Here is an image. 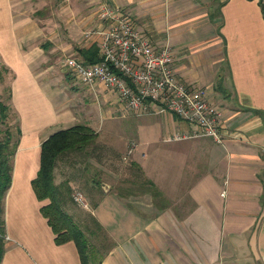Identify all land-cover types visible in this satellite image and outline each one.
Returning <instances> with one entry per match:
<instances>
[{"label":"crops","instance_id":"crops-1","mask_svg":"<svg viewBox=\"0 0 264 264\" xmlns=\"http://www.w3.org/2000/svg\"><path fill=\"white\" fill-rule=\"evenodd\" d=\"M103 3L172 48L178 78L203 87L222 111L221 142L174 139L193 125L170 113L124 114L109 87L91 90L66 76L63 56L83 59L82 50L98 49L93 32L103 27ZM0 103L16 141L0 213L8 236L0 264H81L73 241L54 243L40 212L49 199L38 200L31 186L42 141L76 124L93 130V142L59 154L53 180L85 189L86 212L111 243L98 264H264V0H0ZM96 139L112 141L107 161L117 165L130 150L141 179H113L118 171L91 154ZM78 152L85 158H72ZM156 156L168 158V171L174 167L172 182L164 175L169 186H183L181 213L143 208L155 199L146 180L163 190ZM107 169L110 182L98 186L97 172ZM62 206L76 223L73 205ZM92 226L85 224L87 232Z\"/></svg>","mask_w":264,"mask_h":264},{"label":"built area","instance_id":"built-area-1","mask_svg":"<svg viewBox=\"0 0 264 264\" xmlns=\"http://www.w3.org/2000/svg\"><path fill=\"white\" fill-rule=\"evenodd\" d=\"M97 16L103 25L93 32L98 35L100 59L88 62L67 56L64 67L73 79L91 90L96 83L109 87L124 114L170 113L193 125L189 132L175 133L174 139L210 137L221 142L222 111L203 87L190 86L178 78L171 66L175 58L172 48L156 45L119 7L103 3ZM221 195H226L225 189ZM72 198L85 205L79 190H74ZM0 238L3 242L8 239L1 218Z\"/></svg>","mask_w":264,"mask_h":264},{"label":"trees","instance_id":"trees-1","mask_svg":"<svg viewBox=\"0 0 264 264\" xmlns=\"http://www.w3.org/2000/svg\"><path fill=\"white\" fill-rule=\"evenodd\" d=\"M83 59L88 62H96L100 59L98 49L95 44L81 51ZM8 108L0 103V118L7 117ZM19 134V130H17ZM95 133L83 124H76L71 127L55 131L41 143L40 167L37 175L31 180L32 189L38 200L49 199V203L40 207V212L47 219L54 234V243L59 245L67 241H73L81 264H98L104 253L100 254V259L92 256L97 253L95 246L90 243L88 235L77 225L71 216L63 209V199L65 192L70 194L69 187H62L54 183L53 168L59 154L74 150H79L93 141ZM12 135L7 132L6 137L0 140V213L2 200L5 191L11 182V157L15 151L16 141L11 143ZM146 183L150 188L149 193L156 198L161 195L158 188L149 180ZM3 223V222H2ZM93 226L89 233L106 235L101 225L92 218ZM107 236V235H106ZM105 237V236H104ZM3 240L0 238V260L3 253ZM109 248V246H108ZM107 248V249H108Z\"/></svg>","mask_w":264,"mask_h":264},{"label":"rangeland","instance_id":"rangeland-1","mask_svg":"<svg viewBox=\"0 0 264 264\" xmlns=\"http://www.w3.org/2000/svg\"><path fill=\"white\" fill-rule=\"evenodd\" d=\"M63 1L65 3H67V2L69 3V0H63ZM92 10H94V8ZM92 13H93V11H92ZM55 18H56V15H55ZM66 57H67V55H65V57L63 56L62 62H64L63 60H65ZM64 71H66V76L71 78V81H74L73 76L65 67H64ZM5 120L6 119L0 118V140L1 141H2V139H4L6 137L7 132L12 133V130H8V128L12 129L11 126L8 127L7 126L8 124ZM114 123H116V122L114 121ZM13 141L14 140L12 138L11 143ZM111 143H112V141H110V140L96 139L95 142L92 144V146H93L92 153H91L92 156H94V157L97 156V157H95V159H97L99 161V163L104 164V166L106 168H108L109 166H113V169L118 171V173L120 174V177H118V174H117L115 177H113V179H116V180H121V179L131 180L133 178L141 179L140 177L142 175V171L138 168L134 169L131 166V160L128 157L129 156L128 151H127L128 149L125 150V153L123 155L119 156V164L118 165L115 164V162H112V161L108 162L107 161V157H108V160H111V153L113 150L115 151V148H114V146H112ZM108 144H111V146ZM76 157H78L79 160L82 158H85L79 152L74 153V156L72 158L76 159ZM153 160H154V162H156V164H159L158 169L160 170V176H161V181H159V183L163 186V190L159 188L161 191V195L156 197L155 199H152L151 201H147L146 205L145 204L143 205V208L148 209L147 211H150V212H148L149 213L148 215H150V213H154L157 210H159L160 208L166 207V206L170 207L171 209H173L177 213L183 212L186 209L185 202L188 200H187L186 193H183V186L180 187L181 182L178 184V187H176L175 184L173 187L169 186L171 184V182L173 181V179L175 178L176 172H175V170H173L174 167H172V169L169 171L167 170V168L170 169V163H169V160L166 156L165 157L156 156ZM152 166H154V165H152ZM150 168H151V166H150ZM108 170H110V169H107L106 171H104V173H103L104 175H102V173H100V172H97L96 181H97L98 186L106 187L108 182H110L108 177H106V173H108L107 172ZM117 171H116V173H117ZM166 171L170 175L171 182L169 179L164 178ZM136 174L138 176L135 177ZM67 175H68L69 179L75 178L78 181L81 178L74 171L68 172ZM107 175L109 177H112L110 173H108ZM145 180H146V178H145ZM176 181H175V183H176ZM75 183L73 184L74 188L70 189V195L67 191L65 192L63 203L64 202H70V204L73 205L72 208L75 210L74 213L76 215V224L77 225L79 224V226L85 232V234L88 235L90 243H92L95 246L97 253L98 254L104 253L107 250L108 246H110V244H111L110 240H109L108 236H106V235H103L101 233L100 234L89 233L85 229V224L90 225V226L92 225L91 217L86 212V210L89 209V205L87 202L88 199L85 195V189L82 188L81 186L75 184ZM56 185H61L62 187H68L66 185V182H63L61 184H56ZM145 188L147 190V188H150V186L145 185ZM74 190H79L80 192H82V194L84 196V201H85L84 206H82V205L80 206L79 204L76 205L73 202L72 193L74 192ZM93 194H95V193H93ZM94 198H97V195H95ZM184 207H185V209H184Z\"/></svg>","mask_w":264,"mask_h":264}]
</instances>
